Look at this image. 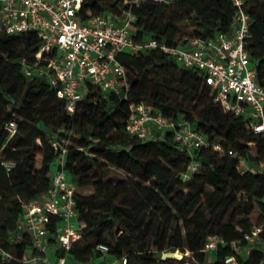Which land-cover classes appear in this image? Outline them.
Returning a JSON list of instances; mask_svg holds the SVG:
<instances>
[{"label": "trees", "instance_id": "1", "mask_svg": "<svg viewBox=\"0 0 264 264\" xmlns=\"http://www.w3.org/2000/svg\"><path fill=\"white\" fill-rule=\"evenodd\" d=\"M245 8L251 19L247 48L256 79L264 84V0H245ZM236 10L232 0H83L77 14L86 20L111 13L120 22L131 11L135 41L155 37L184 46L191 38L232 33ZM40 44L36 31H3L0 3V264H26L32 235L22 224L23 203L48 192L59 157L52 141L63 136L70 137L67 173L76 187L94 191L76 192L82 237L68 250L57 249V255L93 263L102 254L98 246L106 244L107 256H125L126 264L264 262V171L250 169L264 160V135L250 129L244 116L224 110L197 68L181 65L157 47L124 50L118 59L127 86L119 93L90 86L71 114L45 77L22 70L21 59L34 63ZM139 101L168 120L188 121L211 145L190 150L176 141L174 129L148 138L131 133L130 105ZM11 120L18 124L12 136L6 129ZM215 142L221 151L213 148ZM1 160L14 165L7 169ZM193 161L200 162L199 169L184 176ZM110 166L130 177L115 181ZM254 214L258 224L251 219ZM60 222L52 215L47 224L51 241ZM257 226H262L259 242L247 251L246 234ZM213 235L220 240L207 249ZM177 250L188 251L189 258H163ZM230 256L235 263L226 261Z\"/></svg>", "mask_w": 264, "mask_h": 264}, {"label": "built area", "instance_id": "2", "mask_svg": "<svg viewBox=\"0 0 264 264\" xmlns=\"http://www.w3.org/2000/svg\"><path fill=\"white\" fill-rule=\"evenodd\" d=\"M82 1L0 0L3 31H36L41 40L34 63L26 58L21 59L23 72L27 76L45 77L56 88L58 96L64 99L69 113L75 112L79 102L87 96L90 86L116 93L127 86L126 69L118 59L120 52L128 49L140 53L157 47L181 65L197 68L223 109L244 116L250 129L264 135V84L256 79V68L247 48L251 19L245 8V0H232L237 6L232 33L219 32L208 39L191 38L184 46L169 45L155 37L135 41L132 35L134 15L131 11L120 22H116L111 13H98L81 20L77 13ZM130 107L132 115L127 129L131 133L148 138L158 132L161 136L166 129H174L176 141L190 150L211 145L205 134L188 121L168 120L150 103L132 102ZM6 129L11 136L14 135L18 129L17 122H7ZM69 143L70 137L67 136L52 141L59 157L53 165L51 186L46 194L23 203L22 224L32 235L30 247L35 255L28 260L33 264H98L69 262L67 254L57 255L53 260L48 254L51 245L56 250H68L73 242L82 237L80 225L78 228L74 226L78 220L77 187L65 169ZM212 146L222 150L218 142ZM228 153L237 155L233 149H229ZM1 163L7 169L14 165V161L10 160H1ZM199 167L200 162L193 161L184 176L188 177ZM256 168L264 171V160L259 167H250L252 171ZM52 215L61 217L55 241L50 240L51 233L47 227ZM261 231L262 226H257L246 234L247 251L259 242ZM219 240L217 235L210 236L206 248L214 249ZM260 247L264 250V241L260 242ZM98 249L101 255H107L109 251L106 244H100ZM237 250L241 251V248L237 247ZM226 261L235 263L236 258L230 256ZM126 263L127 258L123 256L102 264Z\"/></svg>", "mask_w": 264, "mask_h": 264}, {"label": "rangeland", "instance_id": "3", "mask_svg": "<svg viewBox=\"0 0 264 264\" xmlns=\"http://www.w3.org/2000/svg\"><path fill=\"white\" fill-rule=\"evenodd\" d=\"M180 27L184 30H186L185 28V25L184 24H180ZM251 151L253 154L256 153V149L254 147L251 148ZM109 174L114 178L115 181H120V180H125V179H128L130 177V175L123 169H120V168H117L115 166H110L109 168ZM77 191L81 194H84V195H89V194H92L94 189L91 187V186H85V187H80V186H77ZM251 219L253 220V222L255 224H258V219H259V216L258 214H254ZM75 228H78L79 227V224L76 223L74 224ZM32 248L30 247L29 249H27V253H29V251H31ZM182 252V255L181 256H177V252L178 250L175 252L176 254V257L177 258H180V257H186V258H189V252L188 251H183V250H180ZM243 254L245 255L246 254V251L243 252ZM161 264H180L179 261H166V262H162ZM183 264H192L191 262L189 261H186L185 263Z\"/></svg>", "mask_w": 264, "mask_h": 264}, {"label": "crops", "instance_id": "4", "mask_svg": "<svg viewBox=\"0 0 264 264\" xmlns=\"http://www.w3.org/2000/svg\"><path fill=\"white\" fill-rule=\"evenodd\" d=\"M48 254H49V256H50L53 260L56 259V257H57V254H56V248H55L53 245H51V246L49 247V249H48ZM34 255H35V251H34V250H31V251H29V253H27V261H26V264H33V262H32L31 260H28V258L30 259V258L33 257ZM66 257H67V260H68L69 262H76L75 259H74L71 255H68V254H67ZM111 259H112V257H110V256H107V255H101V256L95 258L94 262H95V263H98V264H102L104 261H108V260H111Z\"/></svg>", "mask_w": 264, "mask_h": 264}, {"label": "water", "instance_id": "5", "mask_svg": "<svg viewBox=\"0 0 264 264\" xmlns=\"http://www.w3.org/2000/svg\"><path fill=\"white\" fill-rule=\"evenodd\" d=\"M167 257H176L175 252H166L163 254V258H167Z\"/></svg>", "mask_w": 264, "mask_h": 264}, {"label": "bare ground", "instance_id": "6", "mask_svg": "<svg viewBox=\"0 0 264 264\" xmlns=\"http://www.w3.org/2000/svg\"><path fill=\"white\" fill-rule=\"evenodd\" d=\"M182 255V252L179 250L178 252H177V256H181Z\"/></svg>", "mask_w": 264, "mask_h": 264}]
</instances>
